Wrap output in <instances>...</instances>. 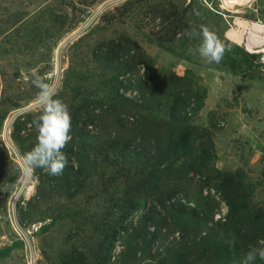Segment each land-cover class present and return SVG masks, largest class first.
Returning a JSON list of instances; mask_svg holds the SVG:
<instances>
[{"label": "rangeland", "instance_id": "obj_1", "mask_svg": "<svg viewBox=\"0 0 264 264\" xmlns=\"http://www.w3.org/2000/svg\"><path fill=\"white\" fill-rule=\"evenodd\" d=\"M40 1L47 25L0 58L8 82L9 59L48 53L0 98V264H242L264 240V64L241 35L264 0L15 3ZM202 26L226 47L220 63L188 35ZM34 70L72 116L59 176L25 164L40 103L7 133L27 177L4 139L39 102Z\"/></svg>", "mask_w": 264, "mask_h": 264}, {"label": "clouds", "instance_id": "obj_2", "mask_svg": "<svg viewBox=\"0 0 264 264\" xmlns=\"http://www.w3.org/2000/svg\"><path fill=\"white\" fill-rule=\"evenodd\" d=\"M190 37H200L197 51L206 62L220 63L224 57L226 47L217 34L207 28L195 27L188 33ZM32 83L39 89L38 101L42 105L41 114L33 120L38 133L36 145L26 153L25 164L31 169L40 168L48 174L59 176L63 174L69 163L68 156L62 151L72 136V116L69 106L56 97L54 86L34 70ZM76 166L75 160L72 161ZM261 247L250 246L242 264H251L257 256L264 260V240L259 241Z\"/></svg>", "mask_w": 264, "mask_h": 264}, {"label": "crops", "instance_id": "obj_3", "mask_svg": "<svg viewBox=\"0 0 264 264\" xmlns=\"http://www.w3.org/2000/svg\"><path fill=\"white\" fill-rule=\"evenodd\" d=\"M47 4V2H45ZM43 2H36L34 8L29 13H22L19 4L15 0H0V58L8 56L19 45L22 40H26L34 35L37 30L42 29L47 25L43 7ZM19 6V7H16ZM48 53L40 51L26 58L12 57L3 67L17 66L18 69L14 72V79L5 82V76L0 67V98L13 99L17 97L21 88L20 81L23 68L31 69L39 61L47 58ZM18 61V62H17ZM8 114V113H7ZM7 116V115H6Z\"/></svg>", "mask_w": 264, "mask_h": 264}, {"label": "built area", "instance_id": "obj_4", "mask_svg": "<svg viewBox=\"0 0 264 264\" xmlns=\"http://www.w3.org/2000/svg\"><path fill=\"white\" fill-rule=\"evenodd\" d=\"M251 2L252 0H248L246 4L242 5H247ZM250 26L258 27L255 34H251ZM245 28L241 35L243 49L249 54L258 56L259 60L264 64V22L262 20H249ZM255 37H258V39L255 40Z\"/></svg>", "mask_w": 264, "mask_h": 264}, {"label": "water", "instance_id": "obj_5", "mask_svg": "<svg viewBox=\"0 0 264 264\" xmlns=\"http://www.w3.org/2000/svg\"><path fill=\"white\" fill-rule=\"evenodd\" d=\"M67 2H70V0H67ZM109 2H110V1L104 3L102 7H104V6H105L106 4H108ZM102 7H101V8H102ZM97 13H98V12H96V13L93 15V17H94ZM93 17H92L88 22H86V24H85L84 26H82V27L77 31V33L72 34V35L69 36L65 41H63V42L60 44L58 51H60V48H61V47H62V46L68 41V40H70L72 37H74L76 34H78V33H79V32H80V31H81V30H82L87 24H89L90 21L93 19ZM57 80H58V75H57V78H56V82H57ZM55 84H56V83H55ZM54 87H55V86H54ZM38 103H40V102H37V103H35V104H33V105L26 106V107L22 108L21 110L15 112V113L10 117V119L8 120V122H7V124L5 125V128H4V139H5L6 143L11 147V149L13 150L14 154L16 155V157H17L19 163L22 165L23 169L25 170L26 177L28 176V173H27V170H26L25 165H24V163H23V160H22L21 156L17 153V151H16V149L14 148V146H13V145L11 144V142L9 141L7 133H8L9 125H10V123H11V121L13 120L14 117H16L17 115L23 113L24 111H26V110L32 108L33 106L37 105ZM19 192H20V191H19ZM31 257H32V255H31Z\"/></svg>", "mask_w": 264, "mask_h": 264}, {"label": "bare ground", "instance_id": "obj_6", "mask_svg": "<svg viewBox=\"0 0 264 264\" xmlns=\"http://www.w3.org/2000/svg\"><path fill=\"white\" fill-rule=\"evenodd\" d=\"M223 3V6L228 8L229 4H233V5H240V4H246L248 2V0H220ZM101 9V7L99 8ZM258 28V27H257ZM256 27H252V29L256 32L257 31ZM253 34V33H251ZM254 38V37H253ZM258 37H255V40H257Z\"/></svg>", "mask_w": 264, "mask_h": 264}]
</instances>
